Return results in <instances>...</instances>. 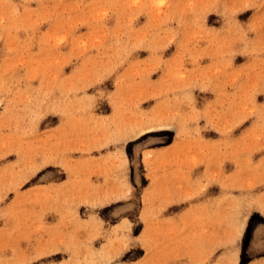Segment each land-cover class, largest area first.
I'll list each match as a JSON object with an SVG mask.
<instances>
[{
    "label": "rangeland",
    "instance_id": "1",
    "mask_svg": "<svg viewBox=\"0 0 264 264\" xmlns=\"http://www.w3.org/2000/svg\"><path fill=\"white\" fill-rule=\"evenodd\" d=\"M0 264H264V0H0Z\"/></svg>",
    "mask_w": 264,
    "mask_h": 264
}]
</instances>
